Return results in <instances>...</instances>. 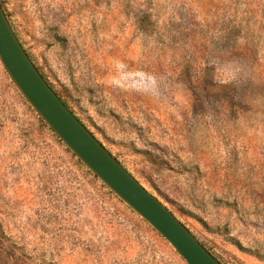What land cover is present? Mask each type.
Listing matches in <instances>:
<instances>
[{
  "label": "rangeland",
  "instance_id": "374dc122",
  "mask_svg": "<svg viewBox=\"0 0 264 264\" xmlns=\"http://www.w3.org/2000/svg\"><path fill=\"white\" fill-rule=\"evenodd\" d=\"M82 123L225 264H264V0H0ZM0 264H188L0 58Z\"/></svg>",
  "mask_w": 264,
  "mask_h": 264
},
{
  "label": "water",
  "instance_id": "95a60500",
  "mask_svg": "<svg viewBox=\"0 0 264 264\" xmlns=\"http://www.w3.org/2000/svg\"><path fill=\"white\" fill-rule=\"evenodd\" d=\"M0 58L20 91L56 134L94 174L159 231L188 264H224L66 106L22 46L1 3Z\"/></svg>",
  "mask_w": 264,
  "mask_h": 264
},
{
  "label": "trees",
  "instance_id": "16d2710c",
  "mask_svg": "<svg viewBox=\"0 0 264 264\" xmlns=\"http://www.w3.org/2000/svg\"><path fill=\"white\" fill-rule=\"evenodd\" d=\"M38 68V67H37ZM39 70V69H38ZM40 71V70H39ZM42 76L45 78V80L49 83V81L46 79V77L43 75V73L40 71ZM49 85L52 87V89L57 93V95L61 98V100L66 104V106L74 113V111L70 108L67 101L63 99V97L54 89V87L49 83ZM75 114V113H74ZM76 115V114H75ZM77 116V115H76ZM78 117V116H77ZM81 121V120H80ZM82 122V121H81ZM225 264V263H224Z\"/></svg>",
  "mask_w": 264,
  "mask_h": 264
}]
</instances>
